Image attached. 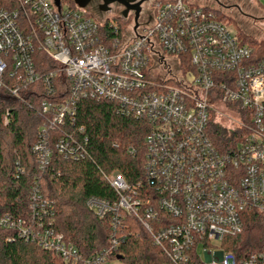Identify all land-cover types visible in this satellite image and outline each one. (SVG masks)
Returning a JSON list of instances; mask_svg holds the SVG:
<instances>
[{
	"label": "built area",
	"instance_id": "1",
	"mask_svg": "<svg viewBox=\"0 0 264 264\" xmlns=\"http://www.w3.org/2000/svg\"><path fill=\"white\" fill-rule=\"evenodd\" d=\"M65 2L0 0V86L40 100L44 121L32 151L41 169L54 152L91 158L76 118L81 99L92 98L148 124L144 176L130 182L101 171L117 199L90 196L86 205L111 217L114 231L90 256L51 226L54 204L37 183L29 215L0 212V232L68 263L127 264L118 248L129 217L161 252L153 264H264V244L245 255L228 249L251 219L264 223V59L196 0H155L152 21L130 24L122 37L112 19L107 31L106 18ZM215 124L230 134L225 149L211 136Z\"/></svg>",
	"mask_w": 264,
	"mask_h": 264
},
{
	"label": "trees",
	"instance_id": "2",
	"mask_svg": "<svg viewBox=\"0 0 264 264\" xmlns=\"http://www.w3.org/2000/svg\"><path fill=\"white\" fill-rule=\"evenodd\" d=\"M67 1L75 6L73 0ZM205 8L218 18L217 9ZM112 21L118 25L121 37L131 24L124 18H112ZM109 23L110 19L106 18L107 31ZM242 39L256 47L257 54V44ZM259 57L264 59V55ZM43 62L50 67L54 65L44 56ZM60 78L66 82L64 76ZM22 93L25 97L19 99L0 86V212L27 217L31 190L37 183L43 196L54 204L51 226L84 257L95 254L108 246L113 224L109 216L97 217L87 207L86 200L90 196L110 201L117 199L101 171L121 172L130 182L143 178L148 124L119 114L116 103L83 98L79 102L76 120L77 125L85 127L91 158L72 161L54 152L50 165L41 169L32 151L44 121L37 109L40 100L27 96L28 91ZM210 133L220 149L228 147L230 134L226 129L215 124ZM131 148L134 153L129 152ZM125 223L128 225V241L118 248L122 262L153 264L162 260L161 252L152 245L150 236L138 222L127 217ZM9 235L11 232L7 230L0 232V264H72L32 241L17 236L9 240ZM233 244L228 249L238 255L260 249L264 244L262 220L258 217L251 219Z\"/></svg>",
	"mask_w": 264,
	"mask_h": 264
},
{
	"label": "rangeland",
	"instance_id": "3",
	"mask_svg": "<svg viewBox=\"0 0 264 264\" xmlns=\"http://www.w3.org/2000/svg\"><path fill=\"white\" fill-rule=\"evenodd\" d=\"M196 1L202 6H210L217 9L220 20L227 23L235 34L254 41L258 48L257 54L259 56L264 55V0ZM66 2L69 1L66 0ZM90 12L99 19H112L111 15L108 14ZM254 48L256 49V47Z\"/></svg>",
	"mask_w": 264,
	"mask_h": 264
},
{
	"label": "flooded vegetation",
	"instance_id": "4",
	"mask_svg": "<svg viewBox=\"0 0 264 264\" xmlns=\"http://www.w3.org/2000/svg\"><path fill=\"white\" fill-rule=\"evenodd\" d=\"M155 0H125L124 3L106 4L103 0H92L87 6L95 13L108 14L112 18H126L135 27L149 24L154 16ZM103 9H106L105 11Z\"/></svg>",
	"mask_w": 264,
	"mask_h": 264
},
{
	"label": "water",
	"instance_id": "5",
	"mask_svg": "<svg viewBox=\"0 0 264 264\" xmlns=\"http://www.w3.org/2000/svg\"><path fill=\"white\" fill-rule=\"evenodd\" d=\"M75 3L81 7V8H84L86 7L92 0H74ZM106 4H110V3H115V2H118V3H124L125 0H103ZM56 4L57 5H60L61 4V0H55ZM104 11L106 9H103Z\"/></svg>",
	"mask_w": 264,
	"mask_h": 264
}]
</instances>
